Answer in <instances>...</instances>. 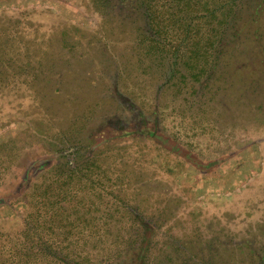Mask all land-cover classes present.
<instances>
[{
	"label": "rangeland",
	"instance_id": "374dc122",
	"mask_svg": "<svg viewBox=\"0 0 264 264\" xmlns=\"http://www.w3.org/2000/svg\"><path fill=\"white\" fill-rule=\"evenodd\" d=\"M0 264H264V0H0Z\"/></svg>",
	"mask_w": 264,
	"mask_h": 264
},
{
	"label": "flooded vegetation",
	"instance_id": "af4514ba",
	"mask_svg": "<svg viewBox=\"0 0 264 264\" xmlns=\"http://www.w3.org/2000/svg\"><path fill=\"white\" fill-rule=\"evenodd\" d=\"M138 0H118V6L120 7V8H122V7H124V6H126V4H136V2H137ZM147 28H149V27H147ZM236 32V31H235ZM234 32V33H235ZM235 37H233V39H234ZM221 45H222V47H225V46H227V43H225V41L223 42V43H221ZM221 47V48H222ZM139 119L140 120H143V117L142 116H139ZM139 258H140V260H142L143 259V255L141 254V255H139Z\"/></svg>",
	"mask_w": 264,
	"mask_h": 264
},
{
	"label": "trees",
	"instance_id": "16d2710c",
	"mask_svg": "<svg viewBox=\"0 0 264 264\" xmlns=\"http://www.w3.org/2000/svg\"><path fill=\"white\" fill-rule=\"evenodd\" d=\"M235 33H236V32H235ZM221 49H222V48H220V49L218 50L220 53H221V52H222V50H223V49H222V50H221ZM220 53H219V54L217 53V55L215 56V59H217V58H219V57H220Z\"/></svg>",
	"mask_w": 264,
	"mask_h": 264
}]
</instances>
